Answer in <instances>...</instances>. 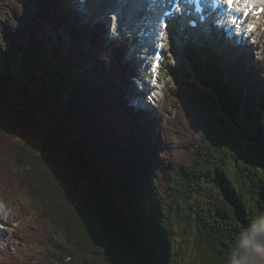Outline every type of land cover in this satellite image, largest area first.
Instances as JSON below:
<instances>
[{"label":"trees","instance_id":"1","mask_svg":"<svg viewBox=\"0 0 264 264\" xmlns=\"http://www.w3.org/2000/svg\"><path fill=\"white\" fill-rule=\"evenodd\" d=\"M65 1L0 0V153L21 176L14 195L29 196L42 218L40 234L20 231L44 247L15 264H177L176 221L192 264H235L241 240L264 239V78L241 108L249 132L244 65L215 52L203 67L198 57L220 102L179 75L163 140L155 118L143 124L127 103L128 48L105 41L103 24L82 26Z\"/></svg>","mask_w":264,"mask_h":264},{"label":"rangeland","instance_id":"2","mask_svg":"<svg viewBox=\"0 0 264 264\" xmlns=\"http://www.w3.org/2000/svg\"><path fill=\"white\" fill-rule=\"evenodd\" d=\"M16 0H6L5 4H8V7H16ZM95 0V3H89L87 0H71L73 2L71 10L74 13H78L79 16L83 18L84 23H90V22H96L100 24H104L105 27L109 26L110 30L109 32L115 37L112 38V36H109L107 34L108 40H119L123 38L124 33H131L133 35L131 37L132 43L129 41H126V43H123L121 46H126L129 48L127 49L126 53L127 59H132L135 65L136 70L134 76L131 78V81L127 87H122L123 91L126 95L127 103L134 109L135 112H139V119L143 124L151 123L150 121L154 120V131L157 134L162 135V139L164 140L166 138V134L169 132V124H170V118L173 117L175 114H177V107L175 104L171 103L172 99L170 95H173V92H171V89L173 87V80H176L179 78V74H182L184 72H187V65H184L183 63H187L190 66H192V61L197 60L199 57L198 55L205 56L206 51H210L208 48L209 45L214 46L218 51V53L225 54V58L230 60L232 63H237V65L243 64L244 67H246V80H244L245 86V96L248 99V96H250V87L249 84L252 82V78L254 77L256 70L259 69V71H262L261 76H264V19L261 20V29L257 32L258 37H260L259 43L256 44H249L246 42L244 45L239 46L237 48H232L229 44L230 50L227 47L225 48L224 45L213 44V41L216 40H210L206 36L199 37V39L192 40V42L188 45L185 44L183 47V53L180 54L177 50L176 46H181L182 51V45H179L177 42L175 45H172V41L170 39V33L173 28L171 24V28L168 27L166 31H168V44H167V52H166V60L162 67V80L159 83V87H154L152 91H154V94L156 95V98L153 97L151 94L143 93L141 90H145L144 86L146 87V83L151 88L150 83H154V80H150V62L149 57L151 56L149 50H147V54H144L143 51L138 53L135 51V48L139 50V44L142 46H145L143 41L144 38H142L140 41L137 39V35L141 34V31L139 30L143 29L142 23L139 22V18L143 15V13L139 16L138 14V7L136 9L130 8V4H127L126 1L122 0ZM123 3V4H122ZM126 5H125V4ZM140 3V2H139ZM142 5V3H140ZM123 6V7H122ZM65 7H70V3L65 1L63 9ZM110 7V8H108ZM118 8V9H117ZM122 8V10H121ZM109 9V10H108ZM120 9V10H119ZM14 10V8H13ZM122 11V12H121ZM129 11V12H128ZM130 13V15L128 14ZM135 14V15H134ZM107 15V16H106ZM139 16V17H138ZM119 18V19H118ZM138 20V21H137ZM83 25V24H81ZM118 29H124L120 34L118 32H115V30ZM262 35V36H261ZM223 39V38H220ZM139 41V42H138ZM224 40H221V43ZM139 43V44H138ZM131 44V46H130ZM130 46V47H129ZM252 46V47H251ZM147 47V46H146ZM250 48V49H249ZM174 51V53H173ZM233 53H232V52ZM197 52V53H196ZM191 53L194 54L193 56H190ZM209 53V52H207ZM222 54V55H223ZM177 55L179 57H177ZM215 55V54H214ZM201 56V57H202ZM173 58V59H171ZM183 62V63H181ZM184 76V74L181 75V77ZM228 76L227 73L224 74V78L226 79ZM187 78H184L185 81L189 80ZM168 81H171V84L168 83ZM246 81V82H245ZM144 84V86H143ZM166 85L168 86V92H166ZM161 88V89H159ZM173 91V90H172ZM137 96L138 99H143L146 101V105H148V108L146 110H143L137 106H134L133 97ZM148 97L151 101L156 100L152 104L149 103V100L146 98ZM186 123L190 124V120H183ZM186 123L182 124L181 128V140L184 138V132L188 128L186 126ZM195 124L191 122V126L193 127ZM185 126V128H184ZM247 127L249 132H254V126L248 125ZM197 128V125H196ZM190 129V132L192 134H189V136H192L196 134V131H200L199 129ZM263 132V131H262ZM177 134V132H174V135ZM169 144V143H168ZM182 145V144H181ZM180 145V148H177L180 152L182 151V157L185 156L183 154L184 148ZM12 155L7 154L3 152L0 153V159H3L2 157H5L7 161H9V164L7 166H3L0 163V192L2 190L7 193V199L8 202L4 201V197L0 193V216L2 217L0 219V264H15V263H21L23 261H27L28 258H31L32 260L36 256H40V252L44 251V247L41 244V242H38L37 246L35 244V239L26 238L22 233L21 229L22 227H26L24 231L27 232L28 235H34L37 232L40 234L42 231V228L39 226V222L42 221L41 216L39 218L36 214V209L33 208V200L26 196V194H16L15 192V186L18 182V180L21 178L19 175V171L17 170V166L15 165L13 159L11 160ZM169 156H176L175 154L169 155ZM179 159V156L177 157ZM1 161V160H0ZM14 163V164H13ZM11 185V188H10ZM7 186H9V189L6 191ZM3 193V192H2ZM4 194V193H3ZM20 201L25 205L24 212L22 214L21 211V204L18 202ZM22 220V223H20L19 226H17L18 221ZM42 224V222H41ZM4 225V226H3ZM22 226V227H21ZM21 227V228H20ZM16 228V229H15ZM20 228V229H19ZM171 237L173 241V248H177L179 245L182 248V256L179 258L177 264H192V262L195 260L196 262V254L193 249V246L191 244V240L189 241L190 237L188 234V231H184V229L180 226V224L176 221L173 226H171ZM36 251H33L35 250ZM47 258H51L50 260L54 259V256L52 257V252L49 250L47 251ZM258 254V253H257ZM262 257L264 259V251L259 252L258 255H256V260H260L259 258ZM253 258V259H254ZM256 260L254 261V264H256ZM253 263V261H252ZM41 264H49L47 261H41ZM258 264V263H257Z\"/></svg>","mask_w":264,"mask_h":264},{"label":"bare ground","instance_id":"3","mask_svg":"<svg viewBox=\"0 0 264 264\" xmlns=\"http://www.w3.org/2000/svg\"><path fill=\"white\" fill-rule=\"evenodd\" d=\"M113 1V0H112ZM111 1V2H112ZM122 1H124V0H122ZM153 3H156L155 4V6L156 7H160L161 6V3L158 5L157 4V2L158 1H162V0H151ZM195 1H199L201 4H202V6L204 7V8H207V6H206V4H205V1L206 0H195ZM219 1H227V0H219ZM127 3V2H126ZM123 4V3H122ZM125 4V3H124ZM147 4V7H148V3H146ZM126 5V4H125ZM137 6H140V3L138 2V4H137ZM238 6H241V7H243V5H238ZM251 6H254L255 7V9L254 10H252L251 12H250V16L252 17V18H254L255 19V21H256V25H255V27H254V29L255 28H257V26H259L260 28H262L261 27V20H263L264 19V11H260V8L262 7V9H264V2H262V0H253V2H252V4H251ZM123 7V6H122ZM146 7V11H147V8ZM108 8H110V7H108ZM118 9V8H117ZM109 10V9H108ZM120 10V9H119ZM121 10H122V8H121ZM149 11V10H148ZM122 12V11H121ZM129 12V11H128ZM258 12V13H257ZM144 13V12H143ZM129 15H130V13H128ZM135 15V14H134ZM107 16V15H106ZM140 16V15H139ZM138 16V17H139ZM149 18V16L147 15L144 19H148ZM80 19V18H79ZM119 19V18H118ZM140 19V18H139ZM159 19H161V16H159ZM81 20V19H80ZM153 21V22H152ZM140 22V21H139ZM151 24H152V26H153V28H159L160 27V22H159V20H153V17H152V19H151ZM227 26H230V25H228L227 24ZM229 29H233V28H231V27H229ZM124 29H116L115 30V32H118V31H120V32H118V34H120L122 31H123ZM149 30H150V32L152 33H150L149 32ZM148 30V26H147V28H146V30L144 31V33H143V35L144 36H148L150 39L152 38V36H153V34H154V29H149ZM234 32H236V30H234ZM256 32H257V30H256ZM125 34V36L123 35V38L122 39H119V40H116L117 42H119V43H126V41H131V33H124ZM112 36H113V34H112ZM203 36V35H202ZM254 36V35H253ZM113 37H115V35L113 36ZM146 37H144V40H145V42H144V45H146V46H149L148 44V42H147V39H146ZM199 37H201V35L199 36ZM199 37H197L198 39H199ZM207 38H209L210 40H216V41H213L212 43L213 44H218L219 45V43L221 44V45H224L225 46V48L227 49V47L229 48V41H230V39H229V37H228V39H226L225 38V34H224V32L222 31V32H220V33H218V32H212V35H208V36H206ZM197 38H192L191 36L190 37H188V38H186L185 39V41H184V43L186 44V45H188V44H190L191 42H192V40H195V39H197ZM220 38H223V39H220ZM257 39H259V37L257 36L256 37ZM221 40H224L222 43H221ZM229 40V41H228ZM105 41H106V39H105ZM142 41V40H141ZM131 43V42H130ZM153 43H155V41H153L151 44H153ZM249 43V42H248ZM249 44H251V43H249ZM152 46H154V45H151V47ZM208 48L211 50V51H213V52H217L218 50L214 47V46H211V45H209L208 46ZM231 48H229L228 50H230ZM139 50H141V51H143V50H145V46H142L141 44H139ZM135 51H136V48H135ZM144 52H146V50L145 51H143V53ZM232 52V51H231ZM218 53V52H217ZM233 53V52H232ZM145 54V53H144ZM218 54H223V53H218ZM224 56H225V54H223ZM207 57V56H206ZM131 61H132V59H130ZM228 60V59H227ZM229 62H231L230 60H228ZM133 64H134V66H135V70H136V65H135V63L134 62H132ZM235 64V63H234ZM134 74H135V72H134ZM180 77V76H179ZM179 79V78H178ZM253 79V78H252ZM244 80H246V67H245V78H244ZM156 81H157V83L159 84L161 81H160V79L159 78H157L156 77ZM199 81L200 82H202L201 81V79L199 78ZM246 82V81H245ZM171 83V82H170ZM151 85V88L153 87L152 86V84H150ZM244 86H246V83L244 84ZM147 90H149V89H151L150 87H149V85L146 83V87H145ZM159 89H161V88H159ZM133 102L135 103V104H137L138 105V107H143L142 109L143 110H146L147 109V107H148V105H146V101H144L143 102V99L141 98V99H138V97L137 96H135V97H133ZM199 126V125H198ZM197 129V128H196Z\"/></svg>","mask_w":264,"mask_h":264},{"label":"clouds","instance_id":"4","mask_svg":"<svg viewBox=\"0 0 264 264\" xmlns=\"http://www.w3.org/2000/svg\"><path fill=\"white\" fill-rule=\"evenodd\" d=\"M262 249H264V239L256 235L245 237L238 245L235 264H251L250 257ZM259 264H264V259H261Z\"/></svg>","mask_w":264,"mask_h":264},{"label":"snow or ice","instance_id":"5","mask_svg":"<svg viewBox=\"0 0 264 264\" xmlns=\"http://www.w3.org/2000/svg\"><path fill=\"white\" fill-rule=\"evenodd\" d=\"M253 0H227V3L229 6H233V5H243V7H238L236 10L241 12V14L245 17H247L251 11V4H252ZM262 2H264V0H262ZM260 11H264V9H260ZM165 27H167L165 25ZM250 28H254L255 25L251 24L249 25Z\"/></svg>","mask_w":264,"mask_h":264},{"label":"water","instance_id":"6","mask_svg":"<svg viewBox=\"0 0 264 264\" xmlns=\"http://www.w3.org/2000/svg\"><path fill=\"white\" fill-rule=\"evenodd\" d=\"M221 109H222V108H221ZM263 138H264V136H263ZM256 255H257V253H256L255 256H254L255 258H256ZM255 258L253 259V263H252V264H254V261L256 260Z\"/></svg>","mask_w":264,"mask_h":264}]
</instances>
